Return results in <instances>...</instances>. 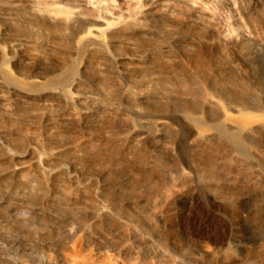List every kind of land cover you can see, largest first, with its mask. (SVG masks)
I'll return each mask as SVG.
<instances>
[{"label":"rangeland","instance_id":"374dc122","mask_svg":"<svg viewBox=\"0 0 264 264\" xmlns=\"http://www.w3.org/2000/svg\"><path fill=\"white\" fill-rule=\"evenodd\" d=\"M51 1L0 0V264H264V0Z\"/></svg>","mask_w":264,"mask_h":264},{"label":"bare ground","instance_id":"6f19581e","mask_svg":"<svg viewBox=\"0 0 264 264\" xmlns=\"http://www.w3.org/2000/svg\"><path fill=\"white\" fill-rule=\"evenodd\" d=\"M26 5L29 9L36 14H44L53 20H56L54 16L55 11L53 10V2L51 0H25ZM1 66V65H0ZM230 120V119H229ZM228 121V120H227ZM235 122V131L230 132L228 128L224 126H214V130L223 138L232 142L236 147L243 148V137L246 132L252 133V127L249 126L247 121H242L239 119ZM51 171V170H50Z\"/></svg>","mask_w":264,"mask_h":264}]
</instances>
